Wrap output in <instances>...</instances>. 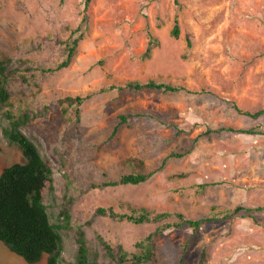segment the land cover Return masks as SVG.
<instances>
[{
	"label": "rangeland",
	"instance_id": "rangeland-1",
	"mask_svg": "<svg viewBox=\"0 0 264 264\" xmlns=\"http://www.w3.org/2000/svg\"><path fill=\"white\" fill-rule=\"evenodd\" d=\"M74 40L68 67L9 85L7 108L39 117L23 132L53 165L52 219L69 206L73 231L86 232L105 264L116 263L98 235L138 253L165 222L174 225L153 239L154 257L144 264H264V114L254 119L236 108L264 109V0H0V59L56 68ZM151 79L190 91H101ZM70 96L85 98L79 117ZM250 128L256 134L241 131ZM24 162L0 127V175ZM131 172L152 176L104 185ZM238 206L240 216L212 220L214 211ZM99 207L170 216L135 224L94 216ZM177 213L202 220L200 228L177 225ZM73 231L64 234L60 264H76ZM0 264L31 263L0 241Z\"/></svg>",
	"mask_w": 264,
	"mask_h": 264
},
{
	"label": "trees",
	"instance_id": "trees-1",
	"mask_svg": "<svg viewBox=\"0 0 264 264\" xmlns=\"http://www.w3.org/2000/svg\"><path fill=\"white\" fill-rule=\"evenodd\" d=\"M91 0H86L89 4ZM180 33L179 24L176 21L172 35L178 37ZM79 40H74L72 45L67 46V58L56 68L45 69L44 67L32 65L29 60L20 59L14 64L10 57L0 59V127L3 137L10 143L16 144L22 151L25 162L15 163L3 169L0 175V241H2L12 252L23 257L27 262L38 263L45 255H48L47 264H60L63 261L64 252V234L66 231H73L71 208L66 204L62 211L53 220L49 212V205L46 202V194L54 195V170L53 165L41 152L39 146L30 139L23 128L39 120L36 112L29 113L27 110L21 113H15L8 106H12V95L9 85L12 81L22 77L27 81L28 72L33 73L38 69L44 72L55 71L68 67L74 55L77 52ZM154 46L153 41L150 42ZM188 47L191 48V40L188 39ZM152 48L149 47L143 59L151 57ZM114 89H128L130 91H141L144 89H156L163 92H178L188 90L185 86L173 85L167 82H160L155 79L146 82L128 81L124 86L111 85L103 88L102 92H108ZM66 101L70 106H74L79 117L78 106L85 101L83 97H68ZM241 113L257 119L264 114V109L255 113L243 111L236 107ZM127 116H120L122 123L126 122ZM234 130V129H230ZM249 134H256V128L241 130ZM258 133V132H257ZM181 156L178 153H172L171 157ZM152 176V173H126L122 174L117 181L104 183L105 186H119L133 184L138 185L145 182ZM207 185H201L205 188ZM72 202V201H71ZM216 209L215 207L213 208ZM244 209L238 206L234 209H224L214 211L216 214L212 220L220 218L240 216V210ZM94 216H108L112 219L123 221L127 219L135 224L153 223L165 221L170 214L158 213L152 214L145 209L136 210L132 214H121L113 208L99 207ZM180 220L177 225H187L199 229L202 220L188 219L183 214L177 213ZM220 217V218H218ZM244 217V215H241ZM174 224L164 223L158 227L143 241L138 243L142 252L131 253L121 244H113L103 236L98 235L104 256L116 264H144L154 257L153 239L163 233L167 228ZM74 232L76 251V264H105L100 260L101 253L89 245L86 232L79 228Z\"/></svg>",
	"mask_w": 264,
	"mask_h": 264
},
{
	"label": "clouds",
	"instance_id": "clouds-1",
	"mask_svg": "<svg viewBox=\"0 0 264 264\" xmlns=\"http://www.w3.org/2000/svg\"><path fill=\"white\" fill-rule=\"evenodd\" d=\"M88 241H89V240H88ZM75 243H76V242H75ZM89 245H90V244H89ZM64 246H65V243H64ZM8 249H9V248H8ZM10 251H11V250H10ZM64 251H65V247H64ZM75 251H76V249H75ZM96 251H98V250H96ZM11 252H12V251H11ZM99 252H100V251H99ZM13 253H14V252H13ZM63 253H64V252H63ZM15 254H16V253H15ZM63 255H64V254H63ZM45 256H46V255H45ZM45 256H44V257H45ZM44 257H43V259H44ZM74 258H75V254H74ZM43 259H42V260H43ZM63 259H64V257H63ZM47 260H48V258H47ZM61 262H62V261H61ZM75 262H76V261H75Z\"/></svg>",
	"mask_w": 264,
	"mask_h": 264
}]
</instances>
